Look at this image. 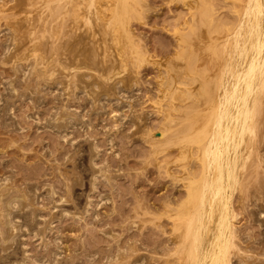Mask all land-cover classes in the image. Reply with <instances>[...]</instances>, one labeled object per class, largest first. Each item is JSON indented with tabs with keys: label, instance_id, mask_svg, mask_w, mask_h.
I'll use <instances>...</instances> for the list:
<instances>
[{
	"label": "bare ground",
	"instance_id": "obj_1",
	"mask_svg": "<svg viewBox=\"0 0 264 264\" xmlns=\"http://www.w3.org/2000/svg\"><path fill=\"white\" fill-rule=\"evenodd\" d=\"M5 1L11 11L8 24L15 35L9 38L4 53L15 61L16 73L29 78V71L40 56L44 85L66 97L84 94L95 112L103 111L105 101H112L117 105V109L112 110L113 116L121 121L132 120L141 127L136 115L125 116L121 108L124 105L122 93L133 89L137 83L136 67L150 60L148 50L131 25V19L139 17L143 0ZM180 1L190 3L193 5L190 9L199 12L192 13L189 31H176L178 47L172 59L159 63L162 79L153 104L165 120L181 119L183 126L166 140V129L157 131L154 143L157 152L176 147L180 158L189 161L194 158L200 171L189 169L190 162L186 163L182 178L185 196L175 207H166L164 213L172 223L170 240L180 264H232L231 252L240 250L233 239L236 214L232 208V192L243 188L247 171L264 170V125L261 124L264 116V0H225L235 14L234 22L214 16L210 7L202 5L203 0ZM183 23L189 21L184 19ZM9 26L6 29H10ZM191 48L198 53L206 49L210 64L215 63V72L208 75L206 66L199 67L198 71L201 70L191 79L194 87L189 88L181 80V67ZM190 65L189 61L188 67ZM6 83L9 90L17 93L13 81ZM60 106L47 121L60 134H65L76 123V117L68 105ZM92 141L88 163L94 188L96 177L105 172L106 167L96 163L99 147L94 139ZM262 174L258 173V180L264 191ZM253 175L250 174L251 178ZM1 181L0 260L7 257L17 243L25 247L26 231L41 229L37 222L39 208L35 189L18 191L6 184L8 179ZM259 190L257 192L263 195ZM55 216L52 213V218ZM38 236L41 238L42 234ZM24 249L22 254L25 255ZM258 253L264 254V248ZM55 254L53 260L57 263L59 257ZM24 255L22 261L28 259ZM141 256L139 261H142Z\"/></svg>",
	"mask_w": 264,
	"mask_h": 264
},
{
	"label": "rangeland",
	"instance_id": "obj_2",
	"mask_svg": "<svg viewBox=\"0 0 264 264\" xmlns=\"http://www.w3.org/2000/svg\"><path fill=\"white\" fill-rule=\"evenodd\" d=\"M7 5L0 0V180L8 179L6 184L18 191L35 189L41 229L26 231L25 247L17 243L0 264H180L170 240L172 223L164 211L185 196L182 178L186 163L190 162L189 169L196 172L200 167L194 158L182 160L176 147L157 152V133L166 129L164 140L171 139L183 122L165 120L153 103L162 79L159 63L172 59L178 47L176 31H189L192 13H198V9H190V3L180 0H143L139 17L131 19L132 29L150 56L148 62L136 67L133 89L122 93L121 111L125 116L136 115L141 124L138 127L132 120L121 121L113 116L117 105L112 101H105L103 111L95 112L84 94L66 97L44 85L40 56L29 78L16 73L15 61L4 53L9 38L15 35L8 24L11 11ZM202 5L210 7L219 19L234 22L235 14L227 1L203 0ZM184 19L189 23L184 24ZM202 49L198 53L191 48L183 61L181 80L189 88L194 87L191 79L201 70L199 67L206 66L208 75L215 72V63L210 64L206 49ZM7 81H13L17 93L9 90ZM63 103L74 113L76 123L60 134L47 120ZM261 124L264 125V116ZM93 139L99 147L96 163L107 170L98 174L94 188L88 163ZM260 172L264 170L247 171L243 188L231 195L236 214L233 239L241 250L231 252L232 264H250L254 259L264 264V191L258 180ZM250 174H254L252 178ZM52 213L56 214L54 218ZM1 217L0 210V228ZM55 253L57 263L53 260ZM23 255L28 259L22 261Z\"/></svg>",
	"mask_w": 264,
	"mask_h": 264
}]
</instances>
